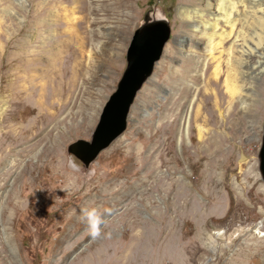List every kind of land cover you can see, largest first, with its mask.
<instances>
[{"label": "rangeland", "instance_id": "obj_1", "mask_svg": "<svg viewBox=\"0 0 264 264\" xmlns=\"http://www.w3.org/2000/svg\"><path fill=\"white\" fill-rule=\"evenodd\" d=\"M217 2L0 0V264H264V43L245 54L262 69L243 65L232 98L233 31L216 49L201 23ZM152 7L170 39L84 183L64 149L89 139ZM243 32L254 47L259 31ZM83 209L100 214V238Z\"/></svg>", "mask_w": 264, "mask_h": 264}, {"label": "water", "instance_id": "obj_2", "mask_svg": "<svg viewBox=\"0 0 264 264\" xmlns=\"http://www.w3.org/2000/svg\"><path fill=\"white\" fill-rule=\"evenodd\" d=\"M169 39L168 20L162 11L157 7L145 10L130 35L124 51V67L99 111L89 139H77L64 149L65 168L84 183L94 178L93 165L98 155L125 132L136 94L151 76ZM257 166L264 183V119Z\"/></svg>", "mask_w": 264, "mask_h": 264}, {"label": "bare ground", "instance_id": "obj_3", "mask_svg": "<svg viewBox=\"0 0 264 264\" xmlns=\"http://www.w3.org/2000/svg\"><path fill=\"white\" fill-rule=\"evenodd\" d=\"M237 3H238V5H241L240 7L243 9V11H240L237 9ZM182 13H184V12H182ZM232 13H233V17H232ZM194 14L197 17H202V14H200L198 12V10L194 11ZM209 14L213 18V21L211 23L201 21V23H203V26L206 29L208 28V30H211L212 34L210 36H208L210 44L212 43V40H213V39L211 40V37H216L218 39V42L215 45L216 49H218L220 46H222V43L231 37L232 31H233V36H234L233 42L231 43L230 48H228L229 49V51H228L229 57L231 56L232 51H233V55H232L233 61L230 60V62H228V63L233 64L229 68L230 71L233 73L229 72V76L227 75L228 77H227L226 85H225V87L229 90V95L233 98V94L243 92L242 86L238 85V83L240 82L239 76H241V74H243V72H244V71L243 72L240 71L241 67L243 65H247V68L245 70H248V69L251 70L256 65H259L262 69V64L260 61H258L257 64H255L253 66L252 64L249 63V60H248L249 58L245 57V54L250 56L254 52H257L256 48L258 46H261V44L264 43V24H263V22H264V0H236L235 3L226 2V0H218V2L216 3V6H215V11L212 13H209ZM187 16L189 17V14ZM249 19L250 20L254 19V24L248 23ZM221 20L229 27V29H230L229 32H225V31H221L220 33L217 32L218 21H221ZM236 23H240L242 27L240 28L239 31H237L235 33L234 27H235ZM249 26H254L255 29L259 31L258 43H256V45H254V47L250 44V43H252L251 40L250 41L245 40L246 39L245 37H247V36L243 32V28H246V27L248 28ZM194 28H195L194 30L200 31L199 30L200 26H195ZM240 41H244V42L242 44L238 45V43ZM210 47H213V45ZM235 54H238L239 56L236 57ZM258 54L260 55V57H262L261 53H258ZM243 69H244V67H243ZM217 71H218V67H216V69L214 71V77H217ZM218 74H220V73H218ZM41 75H43V74H41ZM45 76H44V78H45ZM38 77H40V75H38ZM34 79H36V78H34ZM34 79H32V80H34ZM48 79H49V77H48ZM43 80H45V79H43ZM43 80H41V81H43ZM40 85L42 86L43 84H40ZM34 89H35V87H34ZM244 104H245V102L242 100V105H244Z\"/></svg>", "mask_w": 264, "mask_h": 264}, {"label": "clouds", "instance_id": "obj_4", "mask_svg": "<svg viewBox=\"0 0 264 264\" xmlns=\"http://www.w3.org/2000/svg\"><path fill=\"white\" fill-rule=\"evenodd\" d=\"M81 219L87 226V231L92 239H98L102 236L103 220L96 209H83Z\"/></svg>", "mask_w": 264, "mask_h": 264}]
</instances>
